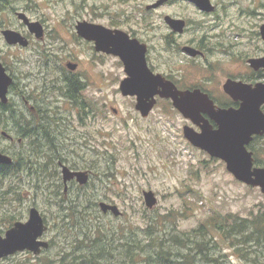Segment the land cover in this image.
<instances>
[{"label": "rangeland", "instance_id": "374dc122", "mask_svg": "<svg viewBox=\"0 0 264 264\" xmlns=\"http://www.w3.org/2000/svg\"><path fill=\"white\" fill-rule=\"evenodd\" d=\"M155 1L31 0L32 17L40 18L47 25L49 44L45 47L53 48V63L65 66L66 63L78 61L82 69H93L95 83L88 94L94 102V112L82 119L77 118L74 113L59 107L56 102L59 93H51L48 102H45L54 111V116L62 122L59 124L61 141L58 143L65 147L60 152L72 166L91 172L87 192L90 201L95 200L85 210L78 208L79 204L74 207L79 191L74 190L68 201L60 204L63 209H71L62 212L59 210L60 205H56L49 193L51 189L47 190L44 183L41 186L35 185L40 182L38 176H23L28 168L23 170L22 176L10 175L0 179V190L11 192L0 197V228L5 231L11 227L9 224L12 222L26 221L30 208L36 207L48 226L45 239L51 242L49 250L39 256L17 253L3 259L0 264H35L47 257L58 258L60 252L76 245L73 241L82 240L84 234L94 242L105 235L103 240L112 244V252L99 253L96 264H118L127 260L124 248L121 247L123 244L137 240L141 249L132 248L133 251L148 252L153 244L160 247L158 240H167L170 244L173 242L170 237L175 234L191 233L198 226H208L207 223L212 224L214 220L217 225L218 219L223 218L226 219L225 224L232 226V229L240 225V220L246 221L244 233H233L228 241H224L222 234L215 229L208 230V245L211 241L214 242L208 256L225 255L220 260L223 264H264V244L254 240L247 243L240 241L242 236L249 235L254 227L252 223L263 212L264 194L258 188L236 181L226 171L223 162L211 159L194 148L183 135L184 126L191 125L190 122L171 104L161 100L150 116L142 118L135 110V99L123 97L119 92V81L124 76L120 61L113 56L104 58L94 55L88 44L76 37L75 21L87 20L91 15L101 17L106 14L105 19L113 23H118L121 19L128 20L131 16H147V20L156 27L162 26V15L189 16L196 22L195 29L183 38L184 41L195 34L207 32L214 25L212 18L202 17L193 8L187 10L177 4L145 12L146 5ZM213 1L218 5L219 12L213 19L217 27L212 31H222L224 46L229 45L233 32L240 34L233 40L238 45L233 47L234 57L248 54V47L259 45L255 37L247 40V32L259 21L258 14H251L254 11L253 0ZM255 11L264 14V8ZM148 21H143V25L139 27L142 30L146 27L144 31L148 34L156 33ZM128 22L135 27L131 20ZM144 39L156 54V63L171 60L161 53L153 39ZM37 58V54L31 50V85L37 82V70L34 66L38 63ZM222 60L224 70H241L239 64L232 59L222 55ZM107 69L111 81L102 85L94 75L102 70L106 74ZM24 70L28 71V68L24 67ZM61 94L64 92L61 91ZM2 122L5 124L6 120L0 119V123ZM1 129L7 130L8 124L0 125V131ZM24 141L22 145L17 140L13 145H8V142L0 139V147L16 157L22 153L29 154L32 163L36 164L35 168L40 167L41 160L33 159L34 153H28L26 140ZM253 149L257 165L264 166V136L253 144ZM57 170L60 173V169ZM54 182L61 185V177L56 176ZM148 191L153 192L156 198V204L151 209L146 206L143 197V193ZM101 202L116 205L121 215L102 213L99 208ZM64 215L70 217L63 219ZM9 216H13L14 220L8 219ZM147 233H155L158 239L152 238L150 241L153 244L145 247L149 243ZM190 245L195 246L192 243ZM177 247L188 261L197 264L195 248L187 250L176 244ZM247 247L251 248L246 249ZM244 253L249 254L248 258H245ZM101 257L106 260L100 259ZM153 259L155 257L151 258ZM208 260L210 259L200 254L199 262L208 264Z\"/></svg>", "mask_w": 264, "mask_h": 264}, {"label": "flooded vegetation", "instance_id": "af4514ba", "mask_svg": "<svg viewBox=\"0 0 264 264\" xmlns=\"http://www.w3.org/2000/svg\"><path fill=\"white\" fill-rule=\"evenodd\" d=\"M157 1L158 0L146 5L144 9L145 12L158 11L163 7L177 4L178 6L182 5L187 10L188 8H193V10L202 17L212 18L211 20L214 25L210 27L207 32L199 35L195 34L194 37L186 41H184L183 38L195 29L194 24L196 22L192 21L189 16L185 17L173 14L162 15V26L160 27H156L154 26L155 24L149 22L146 18L147 16H139V18L131 16L128 20L121 19L118 23H113L108 19L106 20V14H104L101 17H94L91 15L87 20L78 19L75 21L74 28L76 29V25L79 22H86L90 25L98 26V30L124 32L128 35L129 39H136L141 46L145 47V60L148 69L154 75H159L165 81L170 82L177 91L192 92L194 90H199L201 94L205 95L207 99L214 104L216 109L238 110L241 101L233 99L226 93L225 87L227 86L228 89L229 86L235 97L236 89L238 87H245L251 98L263 97L260 110L264 114V31H262L264 28V14L261 15L255 11L264 8V0H253L254 11H252L251 14L253 16L258 14L259 21L252 27L251 31L249 30L247 32V40L250 39V37H255V39L259 41V45L253 48L248 47V54L243 56L237 55L236 57H234L235 53L233 52V47H238V45L234 43L233 40L240 36V34L233 32L229 45L224 46L222 31H212L217 27L214 20L219 12L218 5L213 0H209L213 8L211 12L200 10L191 0H166L157 7L147 8L148 6L154 5ZM166 18L182 20L184 22L182 31H175L174 29L176 27L167 23ZM200 19L208 22L206 19ZM129 20L135 24V27L129 24ZM143 21H148V24H152V29L155 30L156 33L151 32V34H148L144 31L146 27L142 30V27L139 26L143 25ZM31 22H38L41 25L42 35L39 38L36 37L34 33H31ZM253 28L256 30H253ZM115 32L111 34L114 36L117 34ZM75 34L78 39L88 44L94 55L104 58L112 57V55L107 53L96 51V46L93 41H87L79 37L76 31ZM118 34L123 36V33ZM157 34H160V36H157ZM48 35L49 32L47 31L45 22L31 15V0H0V84L7 83L5 93L6 102L3 103L0 98V119H5L6 122L5 124L2 122L0 125L6 126L8 124L7 130L1 129L0 139L8 142V145H13L16 140L18 144L22 145V142L24 144V140H26V150L28 153L33 152V159H40L42 162L38 169L29 168L26 162L20 164L19 159L22 156L28 157L31 155L22 153V155L16 157L10 154L5 148L0 147V153L9 156L13 161L7 168L8 174L6 176L0 175V179H5L10 175H21L26 168H28V170L25 172V175H23L24 177L29 178L38 176L40 183L44 184L55 183L54 178L60 176L61 188L59 190V198L67 202L70 194H72L74 190L88 188L89 183L85 186H81L73 179L67 183V190L65 192V185L62 179V167H67L71 172L87 171L90 174V179L92 174L88 170H79L76 166H72V164L63 157L60 151L65 146L58 143L59 140L61 141L59 124L62 122L59 118L54 116V111L51 107H48L46 102H48L51 93H59L60 96L57 97L56 101L59 107L65 108L67 112L74 113V115H77V118L82 119L83 116L88 115L90 112H94V102L90 99L88 93L93 89V84L95 82L93 79V69H82L78 61L66 63L65 66L63 64L58 66L53 63L52 57L55 56L53 48L45 47L46 44H49ZM14 37H16L17 40H15ZM144 38L153 39L157 43L161 53L171 60L169 62L156 63L157 56L152 52L151 45L145 41ZM186 47L194 49L197 53L191 55L190 52L184 50ZM110 48H112L111 45ZM31 50H33L38 57L36 60L38 63L34 64L37 70L35 74L37 82L34 85L30 83L31 71L29 70V63ZM222 55L230 60L232 59L233 62H237L241 70H224ZM115 58L120 61L118 57ZM120 63L123 67L124 76L119 81L118 87L127 77L123 63L121 61ZM68 65L75 66V69L71 70ZM24 67H27L28 71H25ZM94 76L97 82L102 85L110 83L111 81L108 69L106 70V74H104L102 70L98 71L97 75ZM61 91H63L64 94H61ZM132 99L134 100L135 98ZM155 100L156 104L154 108L161 100L172 105L170 99H161L159 96H155ZM113 112L116 113L115 110ZM150 114L148 116H150ZM202 116L209 121L213 128H216L215 123L211 121L206 114ZM194 128L198 130L197 126H194ZM263 136L254 137L249 146L255 167L262 166L257 165L253 144ZM58 168L60 169V173L57 170ZM10 193V190H0V197L1 195ZM261 214H264V209ZM13 224L14 222L12 225ZM252 225L257 227L256 224ZM7 230L8 229L3 231V229L0 228V235L4 236ZM222 236L224 241H228L233 234L230 235V238L223 233ZM254 239V241L264 244L263 235L254 237ZM42 240H46L45 235ZM250 248L251 247H247L246 249ZM20 253L28 254L27 252ZM244 254L245 258H248L249 254ZM217 256H223L220 258L221 261L225 258L223 254H217Z\"/></svg>", "mask_w": 264, "mask_h": 264}, {"label": "water", "instance_id": "95a60500", "mask_svg": "<svg viewBox=\"0 0 264 264\" xmlns=\"http://www.w3.org/2000/svg\"><path fill=\"white\" fill-rule=\"evenodd\" d=\"M166 0H158L154 5L147 8L157 7ZM202 11L211 12L213 8L209 0H191ZM166 22L175 26V31L181 32L182 20L166 18ZM31 33L36 37L42 35V27L38 22L30 23ZM79 37L93 41L96 51L104 52L118 57L123 63L127 77L120 83L119 91L123 97L136 99L135 110L142 118H147L153 110L156 100L155 96L161 99H170L172 106L193 126L186 125L183 128L185 139L195 148L206 153L210 158L222 161L226 171L233 178L253 188H259L264 194V167H255L252 153L247 149L254 137L264 135V114L260 110L262 98H251L245 87L236 89V97L225 87L233 99L240 100L238 110L216 109L214 104L207 97L194 91H177L175 87L165 81L159 75H154L147 67L145 60V47L141 46L136 39H129L128 35L120 31L98 30V26L86 22H79L75 29ZM264 31V28L262 29ZM117 33L112 35L111 33ZM118 33H123L120 36ZM17 40L16 37H14ZM110 45L112 48H110ZM185 51L195 55L197 51L186 47ZM71 70L75 66L68 65ZM6 85L0 84V98L6 102ZM159 88V90H158ZM206 114L216 125L213 128L209 121L202 116ZM12 159L0 153V164L11 165ZM90 174L87 171L71 172L67 167H62V179L67 190V183L73 179L83 186L89 181ZM146 206L151 209L156 204L153 192L143 193ZM102 213H113L120 216L121 212L116 205L105 202L99 204ZM48 227L45 224L40 212L31 207L26 221L15 222L4 234L0 235V262L9 256L20 252H29L39 256L42 250L49 249V242L42 240Z\"/></svg>", "mask_w": 264, "mask_h": 264}, {"label": "trees", "instance_id": "16d2710c", "mask_svg": "<svg viewBox=\"0 0 264 264\" xmlns=\"http://www.w3.org/2000/svg\"><path fill=\"white\" fill-rule=\"evenodd\" d=\"M22 162H26V165H29V168H33V169L40 168V167L35 168L36 164L32 163L29 156L28 157L22 156L19 159V163L21 164ZM7 168L8 166L0 165L1 176H6L8 174ZM35 185L41 186V183L36 182ZM45 185L47 190L51 189L49 193L54 198L56 205L58 206L62 204L64 201L59 198V189L61 188V185L60 184L57 185V182L56 184L46 183ZM57 189L58 192H56ZM94 200L95 199L90 201L87 188L81 189L77 193L76 203L74 204V207L76 204H79L78 208L82 207V210H85L87 206L90 205V203H92ZM70 209L71 207L63 209L61 205L59 207V210L62 212L69 211ZM67 216L70 217V215H64L63 219L67 218ZM60 218L62 219V217ZM9 219L14 220V217L9 216ZM214 222L215 220L213 221L212 224L207 223L208 226H206L205 224L198 226L196 229L192 230L191 233H181V235L175 234L170 237L173 241L170 244L169 241L167 240H158L160 245L159 248H157L150 241L153 240L152 238L156 240L158 239L156 234L147 233L146 235H148L149 243L145 247L151 246L153 244L151 246L152 248L151 249L149 248L150 251L148 252L142 250H140V252L133 251L132 248L141 249L138 243L139 241L137 240L123 244L121 245V247L124 248L123 253L126 255L127 260L126 262L121 261L118 264H193L191 261H188L183 254L179 253L181 251L178 247L176 248V244H179L180 246H182L184 249L187 250H191L195 248L198 257L197 264H202V261L199 262L200 254L210 259L207 261L208 264H223L220 261V258H222L223 256H217V255L214 257L208 256L209 250L212 248L211 245L214 242L211 241L210 244L208 245V239H206V233L209 232L208 230L215 229L218 233L220 234L223 233L225 235H228L229 236L228 238H230V235L233 233L235 234L244 233V226H246V221L240 220L239 221L240 225L235 226L233 229L232 226L225 224L226 219L224 218L221 220L218 219L217 225H215ZM12 223H10V226L12 225ZM252 224H256L257 227H253L249 235L242 236V239L240 241L247 243L251 240H255L254 237H259L262 235L264 236V214L263 215L261 214L260 217ZM103 239H105V235H102L101 237L98 238L97 242H94L90 236L84 234V238L82 240L73 241L77 244L74 246L71 245L70 249H66L60 252L58 258L50 259L49 257H47L35 264H96L97 262L95 260L97 259L99 253L104 254L107 251L112 252L113 250L112 244H110L109 242H105ZM173 243H175V246H173ZM190 243L195 244V246L191 247ZM52 245H54L53 242ZM50 247H51V242H50ZM76 249H78V251H76ZM143 252L145 255H143ZM178 254H180V257H177ZM152 257H155V259L151 260ZM100 259L106 260L104 257H101Z\"/></svg>", "mask_w": 264, "mask_h": 264}]
</instances>
